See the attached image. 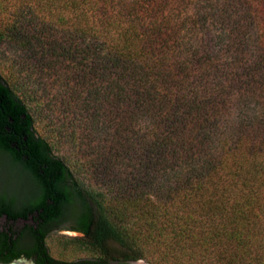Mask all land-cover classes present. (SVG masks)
<instances>
[{
    "label": "trees",
    "instance_id": "trees-1",
    "mask_svg": "<svg viewBox=\"0 0 264 264\" xmlns=\"http://www.w3.org/2000/svg\"><path fill=\"white\" fill-rule=\"evenodd\" d=\"M11 53L19 72L24 58L66 63L88 115L91 151L67 160L0 71V153L41 189L25 205L44 210L38 264H130L151 249L264 264V0H0V59ZM65 226L91 258L50 254L47 234Z\"/></svg>",
    "mask_w": 264,
    "mask_h": 264
},
{
    "label": "rangeland",
    "instance_id": "rangeland-1",
    "mask_svg": "<svg viewBox=\"0 0 264 264\" xmlns=\"http://www.w3.org/2000/svg\"><path fill=\"white\" fill-rule=\"evenodd\" d=\"M6 2V1H5ZM26 67L22 71L14 70V62L21 64L23 60L13 53L0 59V71L20 82L24 93L29 95L28 103L34 113L37 128L51 139L60 151L58 154L70 161H79L83 152H90V145L84 143L82 131L87 122L78 120L88 117L81 107L83 86L73 79L64 68L67 64L47 69L40 64L24 58ZM27 59V60H26ZM78 124V125H77ZM86 181L94 185L90 176ZM29 192L26 177L17 167L12 166L9 157L0 153V194L16 195L24 198ZM82 235L68 229L67 226L55 230L47 239L50 254L57 260L75 261L91 258L92 254L80 249L75 238ZM217 255L211 259L204 257L202 252L193 253L190 259L176 261L167 259L157 249H151V256L141 259L140 264H220Z\"/></svg>",
    "mask_w": 264,
    "mask_h": 264
},
{
    "label": "flooded vegetation",
    "instance_id": "flooded-vegetation-1",
    "mask_svg": "<svg viewBox=\"0 0 264 264\" xmlns=\"http://www.w3.org/2000/svg\"><path fill=\"white\" fill-rule=\"evenodd\" d=\"M23 174L29 186V192L24 198L16 195L0 194V198L5 196L8 201L17 199V205L12 206L10 211H0V259L2 256L9 258L11 252L17 250V252H20L18 258L32 259L38 264V254L30 253L34 251V237L35 233L40 229V218L44 210L31 211L25 205L29 199L34 197L38 199L41 189L32 174L29 172ZM55 230L58 229L50 231L47 236L49 237Z\"/></svg>",
    "mask_w": 264,
    "mask_h": 264
},
{
    "label": "water",
    "instance_id": "water-1",
    "mask_svg": "<svg viewBox=\"0 0 264 264\" xmlns=\"http://www.w3.org/2000/svg\"><path fill=\"white\" fill-rule=\"evenodd\" d=\"M132 263L140 264L141 262L136 261V262H132ZM0 264H36V263L32 259H27V258L22 257V258L15 259L9 263H3L0 261Z\"/></svg>",
    "mask_w": 264,
    "mask_h": 264
}]
</instances>
